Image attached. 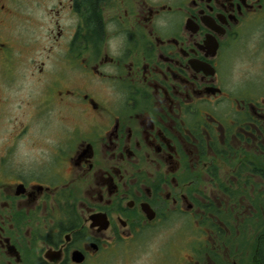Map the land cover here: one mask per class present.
<instances>
[{"label":"flooded vegetation","instance_id":"flooded-vegetation-1","mask_svg":"<svg viewBox=\"0 0 264 264\" xmlns=\"http://www.w3.org/2000/svg\"><path fill=\"white\" fill-rule=\"evenodd\" d=\"M0 0V264H264V0Z\"/></svg>","mask_w":264,"mask_h":264},{"label":"trees","instance_id":"trees-1","mask_svg":"<svg viewBox=\"0 0 264 264\" xmlns=\"http://www.w3.org/2000/svg\"><path fill=\"white\" fill-rule=\"evenodd\" d=\"M85 4L88 6L89 12L91 13V24L94 28L98 27V17L95 12L96 0H86Z\"/></svg>","mask_w":264,"mask_h":264}]
</instances>
